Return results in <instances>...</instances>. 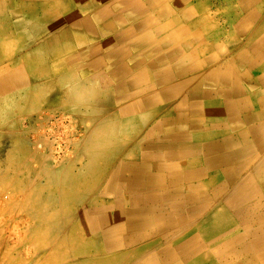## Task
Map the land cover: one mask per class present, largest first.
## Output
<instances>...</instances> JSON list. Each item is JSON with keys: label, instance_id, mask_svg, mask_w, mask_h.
Listing matches in <instances>:
<instances>
[{"label": "bare ground", "instance_id": "1", "mask_svg": "<svg viewBox=\"0 0 264 264\" xmlns=\"http://www.w3.org/2000/svg\"><path fill=\"white\" fill-rule=\"evenodd\" d=\"M246 1L238 0V6L242 4V11L249 14L237 26L247 33L257 15L253 16L249 4L245 8ZM172 2V8L186 5V0ZM166 3L146 0V5H133L122 17L115 16L109 26L97 25L100 28L96 31H89V27L92 21H100L104 12L75 21L69 35L54 34L55 28L61 27L54 14L56 4L40 3L44 9L38 16L29 11L31 17L38 18L31 26L34 38L54 34L49 47L58 43L62 50L71 45L82 47L78 60L92 61L79 69L81 73L99 68L109 72L117 84V97L127 101L119 115L137 114L177 99L157 121L151 120L156 114L148 113L136 118L139 123L111 125L112 132L110 127L94 129L90 141L81 145L77 158L88 159L92 154L102 158L112 148L106 143L113 134L118 138L128 133L129 138L140 139L137 148L123 155L125 159L104 175L99 184L102 187L93 192L100 197L93 199L76 231L63 236L55 252L62 260L78 257L75 264H264V24L249 35L253 40L249 47L224 68L215 63L216 54L202 58V62H195L194 57L200 58L201 53L196 50L194 57H186L179 47L184 40L164 28L156 30L162 36L159 42L153 39L152 31L140 32L145 28L141 23L114 34L115 26L137 20L145 7L157 9L160 19L166 17ZM91 5L86 4L79 13H87ZM187 8L184 19L188 18L186 13L196 11V7ZM74 18L76 15L69 19ZM167 23L175 26L176 20ZM198 24L194 21L188 26ZM110 33L114 34L113 44L104 48L99 40ZM230 42L236 41L229 39L228 45ZM252 72H257L255 78ZM186 75L188 79L183 78ZM246 90L256 94L242 97ZM94 157L77 178L64 172L60 186L56 187V177L46 181L48 190L55 194L46 200V206L40 203L41 198L31 201L35 209L30 214L41 227L37 235L45 237L40 241L42 247L64 233L63 223L79 201L77 187L87 191L94 187L97 177L92 175V167L98 164V156ZM90 233H98L97 241L89 238Z\"/></svg>", "mask_w": 264, "mask_h": 264}, {"label": "crops", "instance_id": "2", "mask_svg": "<svg viewBox=\"0 0 264 264\" xmlns=\"http://www.w3.org/2000/svg\"><path fill=\"white\" fill-rule=\"evenodd\" d=\"M165 1H167L168 11L166 17L160 19L157 16V9L150 10L145 7L137 16V20L122 22L120 27L115 26L118 30L115 29L114 34L123 31L125 27L126 29L132 28L135 24L141 23L139 25L145 28L140 32L144 34L152 31L153 39L159 42L162 36L158 35L156 30L164 28L167 33H174L180 36L182 41L184 40L179 47L186 57H194L195 50L197 53L203 52L200 53V58L194 57L195 62H202V58L216 54V59H218L215 63L221 64L224 68L226 64L232 63L234 57L237 58L243 49L249 47L248 44L253 42L249 40V35L259 30V26L264 24V0L245 2V8L249 4L254 12L253 16L257 15L255 21L248 26L247 33L244 27L237 26L238 21L249 14V11L245 13L242 11V4L238 6V0H223L224 5H228L229 9L222 10L220 17L215 18L208 16L207 13L204 15L201 13L200 8L205 6L203 0H186L187 6L183 5L178 8L171 6L172 1L175 0ZM48 2L56 4L54 14L61 21V27H56L54 30L55 35L72 34V24L75 21L91 19L104 12L100 21H97L98 24L92 21L89 27V31H96L100 27L109 26L115 16L122 17L125 11L133 8L131 6L139 3L146 5V0H0V175L8 177V181L20 174L18 171L21 166L23 167L25 161L39 149L37 144L26 140V136L22 133H25L24 129L27 128L24 124L32 126L43 114L61 113L73 118L81 129H88L89 133L86 136L88 137L94 129L106 130L110 127V132H112L114 129L111 125L121 124L124 121H135L139 116L148 113L156 114L151 120L157 121L161 115L171 110L170 107L177 100L159 103L137 114L119 115L124 110L123 107L127 101L117 97L115 91L117 84L106 69L99 68L97 71L81 73L79 69L84 65L87 67L92 61L90 59L78 60L76 56L82 47L71 45L70 48L62 50L63 48H59V43L49 47L48 42L52 40L54 34H46L38 39L33 37L34 27L31 26L38 21V18L35 15L31 17L29 11L33 10L38 16L41 9H44L40 7V3L43 5ZM86 4H92L89 11L84 14L79 13ZM187 7H196V11L186 13L185 16L188 18L184 19L182 15L187 11ZM75 15L76 19H69ZM220 18L223 20L222 23ZM172 20L173 22L176 20L175 26L167 23ZM194 21L199 22L197 27L188 26V23ZM191 31L196 32L198 36L194 38ZM237 32H243L244 36H240ZM114 34L110 33L102 40L100 39L99 44L104 48L110 47L113 44L112 35ZM136 35L140 33L136 32ZM189 37L193 39L185 41ZM229 39L236 42L233 44L230 42L228 45ZM167 45L170 46V42ZM203 49L205 50L202 51ZM238 68L241 67L237 66ZM252 74L255 78L257 72H252ZM183 78L188 79L189 75ZM257 90L260 91L261 87ZM187 91L186 88L182 93L183 96L187 94ZM255 94V90H246L242 97L248 98ZM220 130L223 129L220 128ZM117 136L116 133L113 134L112 138L110 137L111 140L106 143H109L112 148L110 146L111 150L105 153V157L100 158L98 154H92L93 157L87 159V162H91V159L93 161L96 159L94 155L98 156L97 161L103 162L102 169L105 176L113 170L112 160L125 159L126 155L133 150L132 148H137L136 144L140 141L138 138H129L128 133L118 138ZM105 140L103 139L104 142ZM108 159L112 163L108 162ZM93 168H95L94 165Z\"/></svg>", "mask_w": 264, "mask_h": 264}, {"label": "rangeland", "instance_id": "3", "mask_svg": "<svg viewBox=\"0 0 264 264\" xmlns=\"http://www.w3.org/2000/svg\"><path fill=\"white\" fill-rule=\"evenodd\" d=\"M203 3L205 6L200 8L201 13L203 15L207 13L213 18L220 17L222 10L229 9L228 5H224L223 0H203ZM221 18L220 22L222 23ZM24 125L27 128H23L25 132L22 133L23 136H26V140L37 144L39 149L25 161L24 166H21L18 171L20 174L14 177L15 179L8 181V177L0 175V264H75L80 260L78 257L62 260L57 256L58 252H55L54 247L61 243L64 237L69 236L73 230L76 231L77 224L80 225L83 214L90 209L93 199L97 200L100 197L98 192L94 194L93 192L102 187L100 185L104 178L103 162L98 160V164L92 169V175L97 178L94 180V182L96 181L94 187L90 186L92 188L90 191L84 190L82 186L77 187L76 194L79 196V201L72 207L71 217L65 219L66 221L63 223L64 233L61 231L59 236L54 240L50 239L52 242L43 248L41 242L45 237L41 233L37 235L41 231V227L40 222L38 223V220L30 214V211L35 209L34 206H31V201L38 197L41 198L40 203L43 201V205L46 206V200L55 195L46 186L48 179L56 177L58 182H56V187H58L61 185L64 172L71 178L79 176L81 170L89 162H87V157L77 158V155L80 153L81 145L90 138L86 137L89 133L87 128H82V131L77 121L61 113L43 114L32 126ZM116 160H112L113 163L110 161L113 167L120 159ZM43 188L45 189L43 190ZM237 207L239 206H235V208ZM52 209L54 210V208ZM53 210L48 209L49 213ZM65 224L66 226H64ZM84 233L86 232L84 231ZM97 235L98 233L89 235L91 236L89 238L94 237L95 242L98 239Z\"/></svg>", "mask_w": 264, "mask_h": 264}]
</instances>
